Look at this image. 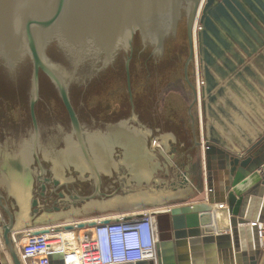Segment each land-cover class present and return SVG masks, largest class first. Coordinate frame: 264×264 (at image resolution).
I'll return each instance as SVG.
<instances>
[{
  "label": "water",
  "instance_id": "water-1",
  "mask_svg": "<svg viewBox=\"0 0 264 264\" xmlns=\"http://www.w3.org/2000/svg\"><path fill=\"white\" fill-rule=\"evenodd\" d=\"M241 1L264 20L258 9L264 10L263 3ZM198 20L202 28L195 36ZM217 26L230 35L231 29L240 33L241 27L250 34L251 28L257 27L238 0H0V66L10 74L26 66L31 72L28 81L25 77L26 85L16 92L4 85L0 75V264H22L14 237L20 229L135 211L113 209L121 196L102 199L90 195L82 214H34L37 209L32 212L31 207L38 203L33 198L36 169L30 164L34 155L42 168L38 154L42 160H51L48 166L55 184L73 180H65L59 173L61 168L72 165L79 170L85 191L90 192L95 185L98 189V164L105 173L102 181L106 191L119 181H126L127 186L137 181L132 177L134 173L139 179L146 178L144 196L137 195L129 202L155 203L145 208L182 203L153 213L157 260L136 264H258L260 223L264 216V134L249 140V146H242L236 154L227 152L213 138L199 142L193 62L189 65L196 39L206 64L205 94L216 87L208 66L215 68V58L224 55L215 41L236 57ZM182 29L187 38L188 59L187 50H174L173 57L160 67L144 56L132 65L130 81L128 58L127 83L122 73L109 74L95 89L70 94L71 84L88 78L84 73L88 66L95 65L92 70L99 64L105 68L119 52H131L135 35L140 37L143 47L162 53L164 44ZM241 37L245 39L244 35ZM233 40L242 46L239 38ZM182 46L183 43L178 48ZM53 50L61 55L62 62L49 54ZM239 63L244 61L239 59ZM41 74L44 77L40 80ZM115 123L129 131L137 130L144 137L154 165L158 166L151 176L148 165L138 159L133 161L136 171H130L132 174L117 173L113 178L106 174L105 155L99 142L104 138L100 135L104 130L99 128ZM38 124L42 132L66 133L63 152L51 155L43 150L37 135ZM13 134L23 138L17 146L13 142L12 147L9 140L14 139ZM153 142L163 147L203 198L163 152L154 148ZM200 146L205 163V192ZM86 178L87 182L82 181ZM42 190L45 191L44 186ZM224 205L229 233L218 231L216 225L215 207L223 209ZM95 225L96 221L91 220L61 228L67 231ZM48 233L49 230L41 229L33 234ZM72 258L73 254L53 252L49 261L66 264Z\"/></svg>",
  "mask_w": 264,
  "mask_h": 264
},
{
  "label": "flooded vegetation",
  "instance_id": "flooded-vegetation-1",
  "mask_svg": "<svg viewBox=\"0 0 264 264\" xmlns=\"http://www.w3.org/2000/svg\"><path fill=\"white\" fill-rule=\"evenodd\" d=\"M200 17V13H199ZM177 37L172 38L168 42L164 44L162 53H155L154 49L151 47H143L140 37L138 35H135L134 41L132 43V49L131 52L128 51H121L118 53L115 60L110 63V65L106 66L105 68L100 67L99 65H96V69L92 70V68L95 66H88L84 73L88 76V78L85 81H79V83H73L71 84L70 88V94L74 92L80 91H91L92 89H95L97 85L103 84L106 77L109 74H123L124 78L126 79L127 83V69H125L126 66V60L129 58V66L128 69L130 70V81L132 79L133 75V69L132 65L135 61H141V58L146 56V61H150L154 63L156 66L163 67L166 65V62L171 59L174 55V50L179 51V53H183V49L187 50L188 52V44H187V38L185 36V32L182 29V32L178 31ZM182 39L184 41H182ZM183 43L182 48H178V45ZM195 45V44H194ZM200 48V46H199ZM54 51V50H53ZM199 51V50H198ZM52 54L53 56H57L61 62V55H59L58 52L54 51L49 52V54ZM177 55V52L175 53ZM189 52L187 54L188 59ZM179 58V55H177ZM194 60V55L192 61L189 63L192 64ZM186 63V60H185ZM185 63L183 65V68L185 66ZM100 67V68H99ZM99 68V69H97ZM185 70V68L183 69ZM189 70V67H188ZM21 72L23 74L21 75ZM30 70L28 69V66L21 67L19 69L15 70V73L10 74L5 71V69L0 66V75L2 80L4 81V85H6L8 88L13 90L12 92H16V89L19 87H23L26 85L25 77H30ZM44 77V75L41 74V78ZM46 79V78H45ZM48 79V78H47ZM24 80V82H22ZM49 80V79H48ZM186 81V79H185ZM40 82V81H39ZM50 82V81H49ZM187 82V81H186ZM189 82V83H188ZM188 84L190 85L189 76H188ZM25 83V84H24ZM51 84V83H50ZM192 84V83H191ZM52 85V84H51ZM96 85V86H95ZM194 88V87H193ZM29 98V95H28ZM71 99V97H70ZM40 100V99H38ZM73 105V104H72ZM132 111H134V103L133 107L131 106ZM78 117V116H77ZM79 119V118H78ZM80 121V119H79ZM38 122V121H37ZM135 122V121H134ZM137 123V122H135ZM102 125V123L100 124ZM99 129H103L104 131L100 133L102 135L103 139H101L100 145L101 149L103 150V153L105 155V166L104 170L107 171L106 174H109L110 177H115L117 173H124V174H132L130 171L134 173V170L136 169L134 167L133 161H136L137 159L142 162L144 165H148L150 168V176L151 174L157 169L156 165H154V156L149 152V149L146 148L145 139L144 137L136 130L129 131L124 129L119 124H111L110 126L108 124H103V126ZM32 130H33V120H32ZM49 130V129H48ZM64 131H41V126L38 124V140L40 142V146L43 148L44 151H47L51 155H57L58 153L63 152L62 149H64V142H62L63 137L66 136V133H63ZM138 132V133H137ZM33 134V133H32ZM14 139L9 140V146L13 147V142L17 146V142L20 141L23 137L17 136L15 134L11 135ZM148 140V139H147ZM118 145H121L118 147ZM118 148V149H117ZM46 152V153H47ZM107 155V156H106ZM41 155L38 154V158L40 159L41 167L38 166L37 161L34 158L33 155V161L30 164V167L34 170L36 169L35 173V184H34V191H33V198L37 200V205L35 208L31 207V211L33 212L35 209L37 211L34 214L41 215L42 213H66V212H76L83 213L84 204L89 201L86 198H88L90 195L95 196L96 198L100 197L102 199H108L113 198V196H121L119 201L115 203L112 207L113 209L121 210V211H130V210H139L144 209L145 207H152L154 206L153 202H129V199H132L133 197L137 195H143L146 187H145V179H139L135 176H132L137 181L134 180L133 183L129 184L127 186L126 181H119L117 183V186L113 187L111 190L106 191L103 187V174H105L102 170L99 169V165L96 164V169L99 172V187L98 189L93 187V189L90 192L85 191L84 188L81 185V179L80 172L72 165H67L64 168H61V174H63V178L66 180V178L71 177L72 181H65V182H59L58 184H55L53 182L56 180L49 169L50 166L49 163H51V160L45 161L41 159ZM93 158V157H92ZM93 160V159H92ZM95 160V159H94ZM152 161V162H150ZM87 165V164H86ZM146 167V166H145ZM101 168V167H100ZM118 170V171H117ZM63 171V173H62ZM136 171V170H135ZM85 176H89L88 173H84ZM91 174V173H90ZM40 180V181H39ZM90 180V179H89ZM82 181H88L86 180ZM42 186H44L45 191L43 192ZM125 195L126 198H123ZM34 200V199H33ZM129 202V203H128ZM33 204V201L32 203ZM10 206V205H9ZM111 207V206H110Z\"/></svg>",
  "mask_w": 264,
  "mask_h": 264
},
{
  "label": "built area",
  "instance_id": "built-area-1",
  "mask_svg": "<svg viewBox=\"0 0 264 264\" xmlns=\"http://www.w3.org/2000/svg\"><path fill=\"white\" fill-rule=\"evenodd\" d=\"M154 212L152 209H145L126 215L102 217L96 220L94 227L71 229L77 232L75 245L76 252L79 253L77 258L79 264L156 262L157 229ZM102 220L110 221L103 223ZM52 229L54 228L50 230ZM58 229L63 230L62 228ZM259 234L261 237V231ZM26 237V242L18 246L22 264H50L49 256L53 252H62L67 255L62 250L55 251L52 244L58 242L59 238L51 234H28Z\"/></svg>",
  "mask_w": 264,
  "mask_h": 264
},
{
  "label": "rangeland",
  "instance_id": "rangeland-1",
  "mask_svg": "<svg viewBox=\"0 0 264 264\" xmlns=\"http://www.w3.org/2000/svg\"><path fill=\"white\" fill-rule=\"evenodd\" d=\"M242 6L245 9V12L249 15L250 18L253 19L254 23L256 25L260 24V20L262 19L260 16H258L252 8L250 9L249 6H247L245 3H243L241 0H238ZM261 3L264 5V0H259ZM256 3V2H255ZM258 6V4H256ZM256 6V7H257ZM258 9L261 11L262 16H264V10L263 8L258 7ZM228 25V24H227ZM201 26V25H200ZM229 26V25H228ZM218 30L220 32L221 37L223 38L224 42H226L229 46L232 47V50L234 53L238 52L242 55V57H246V47H247V39L250 36L248 33H246L241 27H240V33L236 32V29H231V35L225 32V30L219 26ZM250 31H254V33L258 34L259 33V28L257 27H252ZM233 35V36H232ZM245 37V39H242L241 36ZM233 37L239 38V41L241 42L240 46L237 42L235 43L233 40ZM216 46L218 47L217 49L219 51L224 52V56L226 57L225 59H228L229 61H225L222 57L220 58H215V68L209 67L208 69L214 79V83L216 87L211 90L210 93H204V89L207 85L206 80H205V63L202 59V55L199 50V43L196 39V43L193 46V52H194V60H193V67H194V83H195V99H196V113L198 115V131H199V142L203 143L205 140L206 136V130H205V125L206 121H224L225 123H230L231 120H238V119H254L256 118L252 113V109L247 107V100L245 98L246 93H245V87L240 91L241 97V104L243 107H241V112L244 114L238 115V111L235 109H232L230 106V96L232 92V85H235V74L237 68H239L241 65L239 63V60L233 61L230 57L231 54L227 53L225 50H223V46L219 44L218 42L215 41ZM257 46L259 47V43H257ZM264 46V45H263ZM242 59V58H241ZM245 61V59H242ZM244 64V63H243ZM242 64V65H243ZM217 70H219V73H217ZM244 90V91H243ZM199 94V95H198ZM233 94L236 95V93L233 91ZM244 96V97H243ZM234 127H239L240 129L244 130L243 135H250V129L249 126L246 125L243 122L234 121ZM249 139H242L241 141H238L239 150L241 151L242 146H246L248 144ZM154 148H159L163 154L166 156V158L169 160L170 163L173 164V166L180 172L183 178L186 179V181L189 183V185L195 190V186L189 181L188 178L185 177V175L181 172V170L178 168L175 163L171 161V159L168 157V155L165 153L163 147L160 146L158 142H153ZM237 151V150H234ZM240 151L236 152L239 153ZM202 146H200V162H201V178L203 181V189H205V171L203 169V162H202ZM197 190V189H196ZM203 198V195L200 194L199 192L197 193ZM186 203V202H183ZM182 203H177L173 205H164L161 207H154V208H145V209H165L167 207H176L177 205H180ZM165 207V208H164ZM139 211H144V210H135V211H130V212H139ZM130 212L127 213H117L114 215H107V216H98V218L102 217H114L116 215H121V214H130ZM98 218H89V219H82L79 221H70L67 223H60V224H51V226H43V229H51V228H61L64 225L67 224H74V223H82V222H87L91 220H98ZM25 241V240H24ZM25 243V242H23Z\"/></svg>",
  "mask_w": 264,
  "mask_h": 264
},
{
  "label": "crops",
  "instance_id": "crops-1",
  "mask_svg": "<svg viewBox=\"0 0 264 264\" xmlns=\"http://www.w3.org/2000/svg\"><path fill=\"white\" fill-rule=\"evenodd\" d=\"M264 18V16H263ZM259 28V33L256 34L254 31H251L249 34L247 41V47H246V57H242V55L238 52L234 53L236 54V57L234 55H230L232 57L231 59L233 61L239 60V59H245L243 65H239V68L236 70V74L234 75L235 78V85L233 84L232 92L230 96V106L232 109H235L238 111V115L244 114L241 112V95L240 91L245 87V93H246V100H247V107L251 108V113L256 117L254 119H238L240 122L245 123L249 126L250 129V135H243L244 130L240 129L239 127H234V121L238 120H231L230 123H225L224 121H206L205 130H206V136L205 140L207 138H213L217 141H219L222 146H224L229 153L236 154L235 152L240 151L238 145V141H241L244 139H249L254 141L259 134H264V20H260V24L257 25ZM257 43H259V47L257 46ZM224 56V55H223ZM226 57H223L225 59ZM225 61H229L228 59H225ZM244 67L246 69H244ZM219 73V71H217ZM233 91L236 93V95L233 94ZM244 91V90H243ZM244 97V96H243ZM204 141V140H203ZM249 145L246 144V147ZM203 148V147H202ZM237 150V151H234ZM203 152V149H202ZM203 162V157H202ZM203 169L205 171V163L203 162ZM215 178V177H214ZM217 180L220 182L221 177H216ZM222 182V181H221ZM196 193L198 191L195 189ZM203 192H205V189H203ZM198 200H193V202ZM190 202V203H193ZM189 203V202H188ZM186 204V203H185ZM225 208V205L223 209ZM255 208V207H254ZM256 209V208H255ZM43 229V226L41 227H35L31 229H20L19 231L14 232V237L16 238V246L22 244V237L26 235H34L33 233L35 230ZM219 231V230H218ZM260 231H261V237H260V244H259V260L258 264H264V216L263 220L260 223ZM226 232V231H225ZM222 232V233H225ZM228 231L227 233H229Z\"/></svg>",
  "mask_w": 264,
  "mask_h": 264
},
{
  "label": "bare ground",
  "instance_id": "bare-ground-1",
  "mask_svg": "<svg viewBox=\"0 0 264 264\" xmlns=\"http://www.w3.org/2000/svg\"><path fill=\"white\" fill-rule=\"evenodd\" d=\"M199 22L200 21L198 20V23L195 24V27H196L195 33H194L195 36L197 35L198 32H200V30L202 28V26H200V28H198L199 25H200ZM215 209H216V225L218 226L219 231L228 232L230 230L229 229L230 225H229V222H228V214H227L226 209H222V208H218V207H215ZM152 210L157 212L156 209H152ZM159 210L160 209H158V211ZM161 210H163V209H161ZM67 225H69V224H67ZM67 225H64L62 227H66ZM45 230L48 231L49 229H45ZM76 233H77L76 231H72L71 230V231H67L66 232V231L58 229V228H54L52 230H49V233H48V234H51V235L59 238L58 242L52 244V245H54L53 247L55 248V251L56 250H62L65 253H67V256L69 254H76L75 256L73 255L74 258L68 259L66 264H79V260H77L79 253L76 252L77 248H76V245H75L76 236H77ZM26 239H27V237L25 238V236H23L22 237V242H26Z\"/></svg>",
  "mask_w": 264,
  "mask_h": 264
}]
</instances>
